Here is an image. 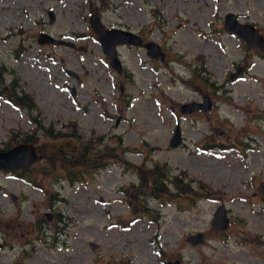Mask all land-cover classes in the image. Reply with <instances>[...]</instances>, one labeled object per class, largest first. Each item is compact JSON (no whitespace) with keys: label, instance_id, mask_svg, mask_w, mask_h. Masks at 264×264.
<instances>
[{"label":"rangeland","instance_id":"rangeland-1","mask_svg":"<svg viewBox=\"0 0 264 264\" xmlns=\"http://www.w3.org/2000/svg\"><path fill=\"white\" fill-rule=\"evenodd\" d=\"M228 13L264 36V0H0V150L37 134L103 160L84 174L43 160L0 170V264H264V52L224 30ZM93 14L156 42L163 59L118 45L117 72ZM14 88L37 110L13 105ZM205 96L207 110L180 111ZM156 165L168 173L161 199ZM218 205L225 230L210 224ZM196 233L203 242H187Z\"/></svg>","mask_w":264,"mask_h":264},{"label":"water","instance_id":"water-1","mask_svg":"<svg viewBox=\"0 0 264 264\" xmlns=\"http://www.w3.org/2000/svg\"><path fill=\"white\" fill-rule=\"evenodd\" d=\"M50 20H53L51 15ZM90 28L92 32L96 34V37L102 47L104 54L109 59V64L117 72H121V62L117 56L118 45L129 44L133 46H143L147 50V55L151 58L160 57L163 59L164 53L160 46L154 41L143 42L141 36L135 32L121 30V29H106L101 19L93 14L89 18ZM223 28L227 32H231L238 38L244 41L247 48H258L264 52V36L257 31V29L251 24H244L239 21L237 15L228 13L224 16ZM38 43H52V44H66L64 41H60L47 33H40ZM67 45V44H66ZM68 45H71L68 43ZM243 68H238L237 72L231 75V78H236ZM74 96V90L71 91ZM210 107L209 98L205 96L203 102L192 101L183 103L180 106V111L183 113L193 112L195 110H207ZM182 135L180 127L174 126L173 133L169 139V146L175 148L181 144ZM39 158V154L36 146L31 142H19L6 150H0V170L16 171L25 169L34 163ZM16 198L13 197V200ZM211 227L215 230H225L229 226V218L226 215V210L223 205H218L213 213L211 219ZM187 242L192 245L201 244L204 240L203 233H196L189 235L186 238ZM93 248H96L95 244H92ZM165 264H181L179 259L174 261H167Z\"/></svg>","mask_w":264,"mask_h":264},{"label":"trees","instance_id":"trees-1","mask_svg":"<svg viewBox=\"0 0 264 264\" xmlns=\"http://www.w3.org/2000/svg\"><path fill=\"white\" fill-rule=\"evenodd\" d=\"M13 90H14L13 95H10L11 98L9 99V101L13 105H15L17 108H22V105H23V107L26 108L29 113H32L35 109L37 110L35 102L27 94H25L24 92H21L22 90L21 91L16 90L15 88ZM17 92L19 93V95L17 94ZM12 97H15V98H12ZM34 120L38 121L36 118H34ZM44 136H50V135L47 133H44ZM37 139H38L37 134H35L34 136H28L27 138L22 140V142H31L36 146L38 154H39L38 160L44 161L46 169H48V165L53 166V167H57L59 165L61 167L69 168L71 170L78 169L84 174L86 167H90V168L97 167V166L99 167L103 161L102 158H99V155H97L96 161L94 163L93 162L90 163V160L88 158V149L90 145L88 146L86 145V143L82 141L78 142L77 146L72 147V150H70L69 152H64V150H62L61 147L58 145H48L46 143L38 145L36 144ZM105 149H108V148L105 147ZM122 150H126V148L122 147ZM110 155L117 156V153H109V154L105 153L106 157L104 158H107ZM151 171H152L151 176H150L151 183H149L150 185L149 189L151 190V195L155 196L157 199L158 198L161 199L163 196V193H165L168 190L164 183V181L168 180L167 179L168 173L166 174L164 172L163 173L160 172L158 170L157 165ZM169 183L174 184L176 188L180 190L179 195L182 194V196H184L185 193L191 194L192 187H190V183H188L182 188L179 185V182L177 181L176 177L171 178L169 180ZM140 192H143V191H138V194H140ZM193 194H195V192H193ZM205 196H207V192L205 193Z\"/></svg>","mask_w":264,"mask_h":264},{"label":"flooded vegetation","instance_id":"flooded-vegetation-1","mask_svg":"<svg viewBox=\"0 0 264 264\" xmlns=\"http://www.w3.org/2000/svg\"><path fill=\"white\" fill-rule=\"evenodd\" d=\"M141 36V35H140ZM142 38V37H141ZM143 40V39H142Z\"/></svg>","mask_w":264,"mask_h":264}]
</instances>
